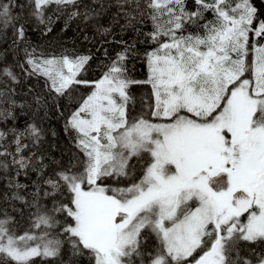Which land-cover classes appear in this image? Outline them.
<instances>
[{
    "label": "snow or ice",
    "instance_id": "obj_1",
    "mask_svg": "<svg viewBox=\"0 0 264 264\" xmlns=\"http://www.w3.org/2000/svg\"><path fill=\"white\" fill-rule=\"evenodd\" d=\"M60 19L143 36L147 77L128 74L135 41L117 42L98 80L81 78L91 55L24 48L16 67L46 89L27 107L56 108L75 151L49 160L34 120L0 128V264H264L251 247L264 245V11L254 0H0V38L11 28L14 45L31 22L50 33ZM19 82L0 67V124L25 106ZM134 85L151 88L137 115Z\"/></svg>",
    "mask_w": 264,
    "mask_h": 264
},
{
    "label": "trees",
    "instance_id": "obj_2",
    "mask_svg": "<svg viewBox=\"0 0 264 264\" xmlns=\"http://www.w3.org/2000/svg\"><path fill=\"white\" fill-rule=\"evenodd\" d=\"M27 3V0H24ZM258 8L264 11V0H254ZM187 7L189 10L193 9V0H187ZM116 11L112 8L110 12L103 16L100 23L105 27L110 25V16ZM206 18L211 20L212 14L206 13ZM121 23L123 21L121 20ZM52 31L45 33L43 26H37L33 21L29 24L26 33V44L18 43L13 44V31L11 28L5 30L3 38H0V67L12 66L14 71L20 76L19 84H14L16 89L14 99L17 105H25L24 108L17 107L16 115L18 119L13 122L9 120L6 124H0V128L10 127L15 123L17 127H22L26 122L33 120L43 128V142L42 150L48 154L49 160H62L67 162L70 151H75L72 147V141L69 134L64 130V118L56 108H50L47 115L41 111L39 115H35L33 111L27 107V101L31 99L33 94L45 92L44 79L35 76L28 77L16 65L23 63L25 59L24 48L28 47L29 51L32 48L36 49L37 54L44 53L45 55L56 54L59 55L64 50L68 52H75L77 54L91 55L92 59L86 66V70L81 73V78L88 80H98L101 78L103 72L107 71V65L115 58V54L122 50V46L117 43L118 41H126L128 43L136 42L137 55L130 56L127 61L128 74L132 79L144 80L147 77V69L143 60V53L147 48L152 45L143 43V36L137 37L132 31L121 32L118 25L112 27V32L106 36H101L97 33L92 24L81 23L80 20H75L70 23L66 30L64 29V19L57 20L51 25ZM151 23L146 22L142 26L143 32L151 31ZM85 35L88 39L85 40ZM107 50V56H105ZM29 89H32L30 92ZM90 89L81 86L75 93L80 96L87 94ZM151 92L150 85H134L130 89V94L135 98L134 110L132 115H137L142 108L141 99L146 97ZM66 104L67 101H61ZM34 107V106H33ZM60 111L67 115V110L62 108ZM49 160L45 162L48 163ZM54 167V165H53ZM51 171V168L48 169ZM21 183L31 184V180L21 176L18 178ZM31 179H36L35 173L31 175ZM5 190L4 184L0 183V192ZM31 188H29V191ZM48 203L47 201H45ZM16 215L15 213H12ZM20 221V227H27V211L23 219L16 217ZM257 252L264 250V245H252ZM36 264H41L39 258L36 259ZM81 264H87V260H82Z\"/></svg>",
    "mask_w": 264,
    "mask_h": 264
}]
</instances>
